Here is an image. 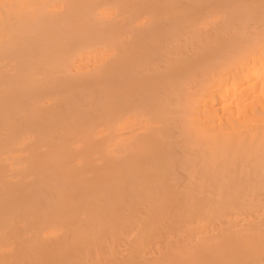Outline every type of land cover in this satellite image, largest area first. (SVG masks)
Here are the masks:
<instances>
[{"label": "bare ground", "instance_id": "6f19581e", "mask_svg": "<svg viewBox=\"0 0 264 264\" xmlns=\"http://www.w3.org/2000/svg\"><path fill=\"white\" fill-rule=\"evenodd\" d=\"M0 264H264V0H0Z\"/></svg>", "mask_w": 264, "mask_h": 264}]
</instances>
